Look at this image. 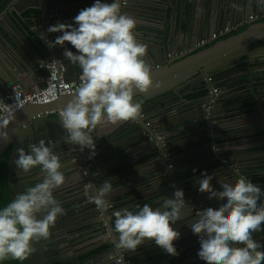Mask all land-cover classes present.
<instances>
[{"label": "water", "instance_id": "water-1", "mask_svg": "<svg viewBox=\"0 0 264 264\" xmlns=\"http://www.w3.org/2000/svg\"><path fill=\"white\" fill-rule=\"evenodd\" d=\"M123 1L121 0L122 11L138 21L135 32L138 40L148 45L146 59L151 65L154 84L159 85L147 92L137 90L135 98L141 103V114H145V117L99 126L93 132L94 137L98 136L96 155L90 157V150L80 151L78 146L65 141L66 132L60 118L51 117L47 113L52 109H63L73 97L66 95L50 104L25 106L15 113V119L10 122L7 139H0V157L11 150L8 177L12 199L18 192L43 178L38 168L30 173L18 171L14 163L17 149H27L29 144L45 139L55 146L54 150L61 156L64 164L66 183L56 190L55 196L62 206H66V215L59 217L56 225L50 229L49 239L34 242L36 251L26 260V264H98L97 261L104 257L107 260L104 264H119L115 260L121 256V264H130L128 261L133 256L131 253L138 252L116 247L119 234L113 231L112 213L98 209L94 203L87 201L84 194L86 186L91 185L92 192L104 181L110 180L113 191L107 197L109 202L123 196L126 188H131L129 192H143L145 202H155L152 203L153 207L159 206L162 199L171 198L175 188H180L195 199V204L191 205L192 212L195 213L200 204L204 209L221 203L217 198L210 199L208 193L199 192L198 180L205 173L213 176L212 183L216 188H219V179L232 181L238 174L242 175L240 170L225 164L221 155L213 153V147L220 137V133H215L217 122L220 123L216 115L223 107L222 99L228 83L242 78L251 82L254 74L249 69L251 64L263 65L264 21H261L257 30L250 25L238 34L219 43L215 42L211 47L189 52L180 59L175 54L182 49H189L204 36L262 12L264 4L258 3V0H162V12L156 14L158 20L162 24L169 18L171 22L168 27H156L136 17L133 8L139 9L136 5L138 0H126L125 4ZM9 3L14 6L23 3L38 12L32 18L35 28H30L27 32L33 39L34 50L31 51L34 57L25 55L22 59L15 58L9 52V44H5L6 54L2 53L0 56V98L17 84L26 89H39L50 75L47 68L36 70L43 62L56 61L57 65L64 64L66 79L71 80L75 76L77 79L81 75V69L64 56L66 48L73 51L75 49L70 44H54L56 37L62 33H47V29L57 23L69 24V21H74L73 18L85 8L76 4L80 1L0 0V7ZM143 4H147V1ZM8 24L13 29L14 26L10 22ZM0 28L9 32L2 23ZM42 34L44 39H41ZM1 40L3 39L0 38ZM197 87L201 88L199 91L207 92L196 99V107L189 110L197 109L192 114L180 112L190 101L189 93H193ZM215 88H218L217 93L214 92ZM210 102L213 103L211 107ZM261 114L264 118V112L258 108L254 115L257 117ZM246 130L248 135L251 129L246 127ZM120 146L126 147L125 155L119 151ZM171 148L175 152L176 165L174 159L168 161L164 156L168 151L173 152ZM197 154H204V160H209L205 166L208 167L207 170L200 176L196 174L197 166L193 161ZM169 163L174 164L172 168H169ZM131 169L138 173L130 175ZM185 174L190 177L184 179ZM257 185L264 187V183ZM79 194L87 202L78 208L83 209L84 214L81 216L80 213L73 214L77 209L69 210L67 207L70 199ZM153 198L155 199L151 200ZM136 200L134 197V201ZM70 217L73 219L65 221ZM195 218V215H190L186 221L179 222L181 237L174 241L179 255H169L161 249L163 261L160 264H206L197 256L199 236L193 234L187 223ZM77 233H80L79 236H76ZM94 234L98 236L95 243L85 245L87 238L79 240Z\"/></svg>", "mask_w": 264, "mask_h": 264}, {"label": "clouds", "instance_id": "clouds-1", "mask_svg": "<svg viewBox=\"0 0 264 264\" xmlns=\"http://www.w3.org/2000/svg\"><path fill=\"white\" fill-rule=\"evenodd\" d=\"M264 4V0H258ZM73 24L57 23L47 33H62L54 44H70L64 56L81 69L80 84L72 99L59 113L66 132L65 141L90 150L96 155L93 132L105 123L135 121L142 105L135 98L137 90L147 92L154 84L151 65L146 59L148 45L140 42L135 29L137 19L123 12L121 0H94L74 18ZM44 34H42L41 39ZM51 45V42H49ZM0 139H7L14 111L0 106ZM55 146L39 139L17 149L14 163L21 173L39 169L42 179L18 192L0 207V264L12 259L27 260L35 251L34 242L47 240L59 217L66 209L55 193L66 183L61 156ZM215 150V147H214ZM205 173L198 180L199 192L208 193L221 203L195 213L185 199L183 189L175 188L171 198H164L159 206L150 203L135 209L122 208L112 213L113 231L118 233L116 247L135 251L146 241H152L169 255H179L174 241L181 237L178 224L188 221L193 234L199 236L197 256L206 264H264V241L254 234L264 232V187L254 184L247 176L235 180H218ZM86 186L84 194L89 203L107 211L108 196L113 191L106 180L92 192Z\"/></svg>", "mask_w": 264, "mask_h": 264}, {"label": "crops", "instance_id": "crops-1", "mask_svg": "<svg viewBox=\"0 0 264 264\" xmlns=\"http://www.w3.org/2000/svg\"><path fill=\"white\" fill-rule=\"evenodd\" d=\"M79 1L80 3L76 4L84 6L85 8L86 6L92 5V1L94 2V0ZM138 1L139 2L136 5L139 6V9L133 8L136 17L145 20L147 24L152 26L168 27L171 20L168 18L161 24V21L158 20V17L156 15L162 12V9L160 7L162 0H146L147 4H143L145 0ZM140 12L143 13L140 14ZM37 14V11L29 8V6L23 3L22 5L17 6L9 3L5 7H0V23L4 24V26L9 30V32H6L4 29L0 28V31H2V35H0V38L3 39L0 41V56L2 53L6 54L7 48L5 47V44H9V52L13 57L19 59H22L25 55H31V57H34V54L31 51L34 50L33 39L27 34V32L30 31V28H35L32 23V18ZM143 14H145L144 17H142ZM7 21H9L14 26L13 29L10 28V25L8 24L9 22ZM69 22V24L74 23V21ZM261 23V21L258 23H252L251 28L257 30ZM41 26L44 27L43 24H41ZM249 27L250 25L242 27L240 28L241 31H239L242 32ZM240 32H234L231 35L220 38L215 42L219 43ZM215 42L212 45L216 44ZM212 45L208 47H211ZM249 69L254 71L251 82H247L242 78L240 80H233L226 86V90L224 92L225 94L222 99L223 107L218 111L219 113L216 115V118L220 121V123L217 122L215 133H220V137H218L217 142L214 146L219 147V155H221L222 159H227L230 162L229 165L232 169L240 170L242 175L247 176L254 184H257L264 183V118L262 114L261 116L257 117L254 114L257 113L258 108L262 109V111L264 112V63L263 65L251 64V67H249ZM194 90L195 91L193 93H189L190 95L188 96V98L190 99V101L188 102L187 106L183 107L180 112H187L192 114V112H194V110H196L197 108L191 110L189 109L193 108L194 106L196 107V99L207 94L206 91H199L201 90V88L199 87L195 88ZM258 99H260L262 103ZM50 116L58 118L59 114L53 113L50 114ZM246 127H249L251 129L249 130L248 135H246ZM119 148V151L125 155L126 147L120 146ZM171 150L173 151L172 148ZM172 153L174 156L175 152L173 151ZM213 153L215 154V152ZM200 155L201 156L197 154L195 155L196 157L193 158V161L196 162L195 166H197L196 174H199L197 176H200L203 171L207 170L208 167L205 166L209 163V160H204V158H206L204 154ZM240 160H243L244 162ZM180 161L181 159H179V162ZM174 162L176 165V158L174 159ZM217 167L219 168V166ZM136 173H138L136 172V170L131 169L130 175L135 176ZM125 174L124 176H126ZM189 177L190 175L185 174L183 178L186 179ZM130 189L126 188V193L123 196L118 199H114L113 202H109L110 207L107 211L113 213L114 211L122 208L135 209V206L137 204L142 206L144 203H155L151 202L150 200L145 202L143 200V192H129ZM81 197L82 195L79 194L71 198V201L67 204L69 210L77 209L73 214L80 213V216L83 215L84 212L82 213L83 209L78 208L87 204V202ZM134 197L139 201H134ZM154 199L155 198L151 200ZM70 219L73 218H66L65 221L69 222ZM85 226L86 225L84 224V227ZM79 234L80 233H77L76 236H79ZM95 234L80 238L79 240L87 238L88 241L85 242V245L95 243L98 238V236L96 237ZM254 237L255 239L264 241L263 232L255 233ZM97 251H99V249ZM160 251L161 249L153 242H145L137 250L130 251L138 253H131L133 256L128 261V263L160 264L163 261V254ZM105 258L106 257L98 260V264H104V262L107 261ZM115 262L117 263V260H115Z\"/></svg>", "mask_w": 264, "mask_h": 264}, {"label": "built area", "instance_id": "built-area-1", "mask_svg": "<svg viewBox=\"0 0 264 264\" xmlns=\"http://www.w3.org/2000/svg\"><path fill=\"white\" fill-rule=\"evenodd\" d=\"M126 3V0L123 1V4ZM264 20V10L260 13H255L247 17L245 20L240 21L235 25H227L223 29L213 32L211 35L204 36L201 39L197 40L189 49H182L177 54H175L176 58H182L186 56L189 52H195L202 50L210 45H212L215 41L220 38L227 37L231 35L236 29H240L242 27H246L251 25L252 23L260 22ZM172 56V54H170ZM43 68H47L50 71V75L45 79V83L37 90H28L24 88L22 85H15L8 93L0 98V106L3 109L8 110L11 109L14 111V114L20 111L22 108L29 104H50L57 100L60 97L66 95H73L75 93L76 88L80 84V76L74 80H68L65 77L66 66L64 64L57 65L56 61H52L50 63H40L37 67V71L42 70ZM208 80H211L209 78ZM214 92H218V88L214 89ZM212 102H210L209 106H212ZM62 109H52L47 111L48 114L60 113ZM0 115H3V112H0ZM141 118L145 117V114H140ZM150 123H147L149 125ZM215 147V154L219 156V147ZM165 158L168 161H172L174 159L173 153L168 151L165 153ZM225 164H230L227 159H223ZM173 163H169V168L173 167ZM237 170V169H236ZM86 174V171H83ZM185 199L189 202V204L194 205L195 199L192 196L185 194ZM198 209L202 210V204L198 205ZM196 211V212H197ZM117 263L121 264L123 262V257H119L116 259Z\"/></svg>", "mask_w": 264, "mask_h": 264}, {"label": "trees", "instance_id": "trees-1", "mask_svg": "<svg viewBox=\"0 0 264 264\" xmlns=\"http://www.w3.org/2000/svg\"><path fill=\"white\" fill-rule=\"evenodd\" d=\"M10 151L11 150L9 149L5 154H3V156L0 157V207L6 206L12 200L8 177ZM3 264H26V260L17 261L8 259L3 261Z\"/></svg>", "mask_w": 264, "mask_h": 264}, {"label": "flooded vegetation", "instance_id": "flooded-vegetation-1", "mask_svg": "<svg viewBox=\"0 0 264 264\" xmlns=\"http://www.w3.org/2000/svg\"><path fill=\"white\" fill-rule=\"evenodd\" d=\"M234 32H236V31H234ZM234 32H233V33H234Z\"/></svg>", "mask_w": 264, "mask_h": 264}]
</instances>
